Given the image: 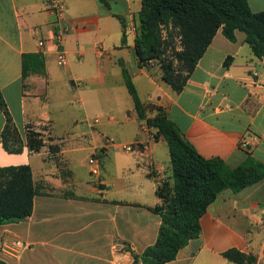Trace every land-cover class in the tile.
I'll use <instances>...</instances> for the list:
<instances>
[{
    "label": "crops",
    "instance_id": "obj_1",
    "mask_svg": "<svg viewBox=\"0 0 264 264\" xmlns=\"http://www.w3.org/2000/svg\"><path fill=\"white\" fill-rule=\"evenodd\" d=\"M63 1L67 64L60 67L47 0H0V95L23 141L19 154L3 149L0 111V168L29 166L38 189L31 216L0 224V261L133 264L132 253L141 254L156 240L160 218L152 208L159 202L156 190L171 182V166L165 141L154 138L156 112L137 118L123 71L140 101L161 109L199 155L236 168L248 157L264 164V59L252 54L242 32L233 43L218 30L176 94L160 80L157 66L137 63L142 0ZM247 2L252 12L264 11V0ZM24 56L39 61L31 70L32 59H26V76ZM105 115L114 121L80 123ZM29 132L38 134L39 149L27 146ZM105 139L113 144L100 155L96 186L87 159ZM124 143L139 149L125 153L119 148ZM200 229L165 264H236L223 257L231 249L262 258L264 178L219 194L200 218ZM118 242L125 246L121 252Z\"/></svg>",
    "mask_w": 264,
    "mask_h": 264
},
{
    "label": "trees",
    "instance_id": "obj_2",
    "mask_svg": "<svg viewBox=\"0 0 264 264\" xmlns=\"http://www.w3.org/2000/svg\"><path fill=\"white\" fill-rule=\"evenodd\" d=\"M218 30L233 43L235 33L242 32L252 54L264 59V11L252 12L247 0H142L134 40L137 63L147 68L157 66L160 80L178 94ZM26 59H32L31 70H36L39 62L35 56H24L25 76ZM229 60L230 57L225 59V67ZM123 78L137 118L143 120L147 111L156 112L151 120L154 138L165 141L171 166V182L156 190L159 202L152 208L160 218L156 240L141 254L132 253V261L165 264L200 235V218L219 194L227 189L238 192L259 182L264 178V164L248 157L238 167L230 168L221 159L203 158L161 109L140 101L125 70ZM0 111L5 119L1 131L3 149L19 154L23 141L1 95ZM26 143L31 149L42 146L33 132L27 133ZM37 194L29 166L1 167L0 224L31 216ZM223 257L236 264L256 261L235 249L224 252Z\"/></svg>",
    "mask_w": 264,
    "mask_h": 264
},
{
    "label": "built area",
    "instance_id": "obj_3",
    "mask_svg": "<svg viewBox=\"0 0 264 264\" xmlns=\"http://www.w3.org/2000/svg\"><path fill=\"white\" fill-rule=\"evenodd\" d=\"M48 9L51 10L54 14L55 20L53 22V42L56 47V63L58 66L63 67L67 64V57L65 51L63 50V42L68 31L65 23V3L63 0H47ZM39 51H43L45 41L40 39L37 42ZM99 55L103 56L105 53L102 50L98 51ZM114 121V117L112 115H105L103 117H94L91 119H83L80 121L82 124H86L88 126H95L101 122L111 123ZM113 144V141L110 139H105L104 145L99 150H94L92 154L87 159V166L90 172V175L93 177L94 185L100 186V155L106 151L108 147ZM248 145L247 142L243 141L241 143V147L246 148ZM119 148L125 153H133L138 151L136 143H124L119 145ZM155 173L159 174V170L156 168ZM124 244L118 242L115 246L117 252H121L124 249ZM140 264V263H139ZM254 264H264V256L255 261Z\"/></svg>",
    "mask_w": 264,
    "mask_h": 264
},
{
    "label": "rangeland",
    "instance_id": "obj_4",
    "mask_svg": "<svg viewBox=\"0 0 264 264\" xmlns=\"http://www.w3.org/2000/svg\"><path fill=\"white\" fill-rule=\"evenodd\" d=\"M178 48V47H177ZM159 71V70H158ZM73 105H72V109L75 111V109H76V107H75V104L74 103H72Z\"/></svg>",
    "mask_w": 264,
    "mask_h": 264
}]
</instances>
